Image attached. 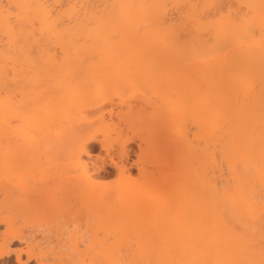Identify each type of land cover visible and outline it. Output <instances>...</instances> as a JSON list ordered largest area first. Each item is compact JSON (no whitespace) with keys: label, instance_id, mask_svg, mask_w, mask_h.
I'll return each instance as SVG.
<instances>
[{"label":"bare ground","instance_id":"bare-ground-1","mask_svg":"<svg viewBox=\"0 0 264 264\" xmlns=\"http://www.w3.org/2000/svg\"><path fill=\"white\" fill-rule=\"evenodd\" d=\"M0 225V264H264V0H0Z\"/></svg>","mask_w":264,"mask_h":264},{"label":"snow or ice","instance_id":"snow-or-ice-1","mask_svg":"<svg viewBox=\"0 0 264 264\" xmlns=\"http://www.w3.org/2000/svg\"><path fill=\"white\" fill-rule=\"evenodd\" d=\"M22 7L21 5H14L10 6L8 9L5 10L4 14L8 23H12L14 17L16 16V9Z\"/></svg>","mask_w":264,"mask_h":264},{"label":"rangeland","instance_id":"rangeland-1","mask_svg":"<svg viewBox=\"0 0 264 264\" xmlns=\"http://www.w3.org/2000/svg\"><path fill=\"white\" fill-rule=\"evenodd\" d=\"M1 231H2V226L0 225V237H1ZM21 245L19 244V243H13L12 245H11V247L12 248H19ZM12 261L14 260V256L12 255V256H10L9 257ZM29 264H33V263H29Z\"/></svg>","mask_w":264,"mask_h":264}]
</instances>
